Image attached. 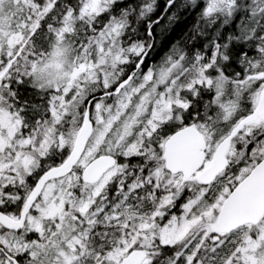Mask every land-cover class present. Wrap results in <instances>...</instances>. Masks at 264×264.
I'll return each mask as SVG.
<instances>
[{
    "label": "snow or ice",
    "instance_id": "obj_1",
    "mask_svg": "<svg viewBox=\"0 0 264 264\" xmlns=\"http://www.w3.org/2000/svg\"><path fill=\"white\" fill-rule=\"evenodd\" d=\"M0 264H264V0H0Z\"/></svg>",
    "mask_w": 264,
    "mask_h": 264
},
{
    "label": "trees",
    "instance_id": "obj_2",
    "mask_svg": "<svg viewBox=\"0 0 264 264\" xmlns=\"http://www.w3.org/2000/svg\"><path fill=\"white\" fill-rule=\"evenodd\" d=\"M183 27V25H181L180 27H178L174 32H172L170 35H166L165 37L162 38H158L162 40V43L164 46L159 47L157 49V52H164L166 50V47L169 46L172 42H174V40L179 38V33L181 28Z\"/></svg>",
    "mask_w": 264,
    "mask_h": 264
},
{
    "label": "flooded vegetation",
    "instance_id": "obj_3",
    "mask_svg": "<svg viewBox=\"0 0 264 264\" xmlns=\"http://www.w3.org/2000/svg\"><path fill=\"white\" fill-rule=\"evenodd\" d=\"M162 54H163V51L162 52H159V51L157 52L156 51V53L154 55H155L156 58H159V56L162 55Z\"/></svg>",
    "mask_w": 264,
    "mask_h": 264
}]
</instances>
